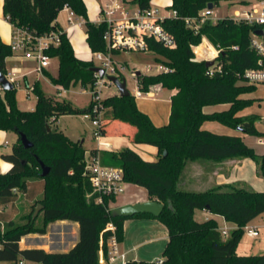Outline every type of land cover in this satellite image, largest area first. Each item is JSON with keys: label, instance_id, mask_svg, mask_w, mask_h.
<instances>
[{"label": "trees", "instance_id": "16d2710c", "mask_svg": "<svg viewBox=\"0 0 264 264\" xmlns=\"http://www.w3.org/2000/svg\"><path fill=\"white\" fill-rule=\"evenodd\" d=\"M153 0H137L144 8ZM223 0H171L170 9H175L181 18L194 17L210 4L220 5ZM86 20V42L93 54L108 52L104 40L106 26L95 25L88 19L84 0H4V16L9 23L26 28L37 35L58 30L55 23L66 7ZM176 41V48L165 47L149 40V52L157 55V63L169 70L154 75L138 77L139 90L148 94L155 87L174 91L171 100V115L167 125L157 127L150 117L139 110L136 96L115 95L103 99L104 117L100 124L103 138L116 133L113 122L118 121L133 129L127 134L133 144H145L157 149L156 160H146L131 148L120 151L92 149L91 157H98L103 166L122 170L124 180L146 190L149 199L163 204L161 213L155 217L140 214L134 217H114L112 210L116 198H106V206L97 205L88 198L92 191L86 173L87 149L80 141L70 140L66 134L52 124L61 116L87 114L90 106L80 111L70 103L45 96L38 83L32 86L37 96L34 110L18 107L16 89L0 91V131H11L18 141L11 154L2 159L12 164L0 173V263L18 264L24 259L33 264H99V251L112 232L107 229L110 222L116 226L120 242L123 241L124 222L138 217L155 218L168 229L169 241L163 254V264H264V254L240 255L237 253L244 226L264 214V191L246 187L220 184L204 192L185 191L181 188L182 174L187 163L196 160L223 162L234 158H253L258 163L259 173L264 177V154H258L244 141L246 135L264 136L256 128L257 114L243 115L241 112L251 105L253 98H242L251 94L257 86L250 85L243 73L251 68L264 69V58L250 48L252 31L257 26L236 22L231 17L205 21L196 33L180 18L167 19L164 23ZM206 38L211 45L222 50L214 67L221 66L213 76L208 74L205 62H194L192 47ZM237 46L238 49H233ZM59 60L53 84L64 90L77 86L93 88L96 84L94 61L80 59L67 33L61 35V43L49 52ZM115 54H119L115 52ZM14 57L10 44L0 36V69L7 74L6 59ZM262 64L259 65V61ZM228 105L227 109L205 113L204 107ZM205 122L221 123L239 131L236 135L217 134L203 127ZM50 126L51 130L48 129ZM111 131V133H110ZM25 135L33 144L26 149L20 136ZM40 162L50 168L42 176ZM43 181V205L41 227L35 225L36 218H29L25 225L7 221L3 208L15 206L19 194H27L29 182ZM208 211L223 217L234 225L227 237L219 230L216 219L198 222L195 211ZM57 221L79 224V240L68 252H47L43 249H21L20 242L30 234L46 235L48 225ZM126 264H145L128 261Z\"/></svg>", "mask_w": 264, "mask_h": 264}, {"label": "rangeland", "instance_id": "374dc122", "mask_svg": "<svg viewBox=\"0 0 264 264\" xmlns=\"http://www.w3.org/2000/svg\"><path fill=\"white\" fill-rule=\"evenodd\" d=\"M249 0H223L220 5L216 6V8L212 11L211 17L217 19H223L227 17L233 18L236 11L243 12L250 3ZM87 7L88 19L90 22H96L99 18H101V2L100 0H84ZM171 0H153L152 5L154 7L165 8L169 6ZM68 15L65 13H60L57 17V21L67 27ZM69 39L73 48L75 49L76 55L86 61H94L96 67H101L102 62L97 59V57L91 52L89 46L86 42V27L72 29L69 31ZM202 49V48H201ZM201 49L199 50L201 52ZM157 55L152 52H135L128 51L122 52L118 59L124 63L126 67V71L123 75V78L127 81V89L132 95L137 96V92L139 90L138 86V77L136 76L137 72H140L142 75H154L159 73L160 66H164L161 63H157L156 61ZM9 72L15 73L17 79L19 80V85L15 86L16 89V99L18 103V107L21 110L32 111L35 109L37 104V96L35 93L28 88H31L36 83L40 86V89L47 97L54 98L61 102L70 103L75 109L84 111L86 110L91 102L90 89H84L81 86H77L72 88L70 91L63 92L58 91L56 86L51 81L50 77H46L44 74H37L34 72L35 62L29 59H21L19 57H12L8 60L7 63ZM59 70V60L54 58L52 61V66L50 70H48V74L50 76L56 77L58 75ZM153 91L156 93L155 96L151 97L145 93L142 96H137L136 102L139 108H144L146 105L155 104L157 109V113H159V109H162L165 105H167V99L170 98V92L167 90H162L159 87H155ZM60 92V94H59ZM115 95H119V91L115 84H107L101 89V97L106 99L108 97H112ZM242 98H253L251 105L245 108L241 114L249 115L251 113L257 114L259 116V120L256 123V128L261 133L264 134V86L258 85L257 89L251 94L243 95ZM205 125H210L209 127L214 133L217 134H227V135H236L239 134V131L232 130L221 123L216 122H208ZM54 128H58L63 131L66 136L72 141L85 140L84 148L87 149L86 157L91 158V150L99 149L98 144L101 143L100 148H105L113 151H120L125 147H117V146H109L106 143L109 138H100L99 140L95 138L94 133L96 132V127L93 125L91 118H87L86 114L81 113L78 115H70V116H61L59 117L57 123H55ZM6 135V138L1 141L0 139V158L3 155L11 154L13 151L14 145L18 141V135L11 131H1ZM111 133V131H110ZM264 136H260L258 134L246 135L244 137L245 143L248 147H251L258 154H264V146L260 145L259 140ZM5 141H8L9 144L4 146ZM100 141V142H99ZM123 141L127 144H131L128 142L126 138ZM132 146V147H131ZM130 148L140 154L143 158L148 156H153L154 153L150 151L153 150L152 146L145 144H131ZM145 159V158H144ZM238 159V160H236ZM236 160L235 163H231L230 161ZM204 162V160H203ZM5 162L0 163V173H2V169ZM211 163V162H209ZM258 163L250 157L245 158H234L228 159L227 163L221 172V176L216 179L214 177L216 183L218 185L221 184H229L234 186L246 187L249 189H254L257 191H264V179L259 173ZM191 172V167L187 174ZM186 175V174H185ZM195 178V177H194ZM185 179V178H184ZM191 180V179H190ZM193 181V182H192ZM192 184L187 187L181 185V188L185 191H195V192H204L215 185L211 184V182L201 180L200 178L192 180ZM43 181L41 179H34L29 182V191L27 194H19L16 205H8L3 208V213L7 216V221H14L17 225H25L29 222V218H36L35 225L41 227L43 224L42 221V212L43 205L39 204V201L43 197ZM263 189V190H261ZM130 194H137L139 197L145 198L148 196L146 190L139 186H130L126 193L119 197V203L123 202L126 196ZM39 206H42L40 211L36 214ZM195 219L198 222H205V218L201 214L199 210L196 211ZM223 225V224H222ZM228 227L229 224H227ZM258 226L260 229V236L251 238L246 233L241 238L239 243L238 253L240 255H259L264 254V214L257 217L252 226ZM56 223H51L48 225L47 231L50 234L56 232ZM25 238V237H24ZM166 246L164 242H157L154 245L146 246L142 248V251L148 252H157L158 260H160L163 254V250ZM130 260V257H128ZM0 264H8L6 262H2Z\"/></svg>", "mask_w": 264, "mask_h": 264}, {"label": "built area", "instance_id": "2783aa9c", "mask_svg": "<svg viewBox=\"0 0 264 264\" xmlns=\"http://www.w3.org/2000/svg\"><path fill=\"white\" fill-rule=\"evenodd\" d=\"M101 2V18L93 22L95 25L104 24L106 31L104 33V40L107 43L108 52H97L94 55L102 62L100 68L104 69V75L100 76L96 73V84L90 89L91 102L90 112L86 114L87 118H91L93 125L96 127L94 133L96 139L103 138L100 131V124L104 117L103 98L101 97V89L107 84H113L109 77L116 76L119 79L123 78L126 71L124 63H122L118 56L122 52H149L148 41L154 40L165 47L176 48V41L174 37L168 32L164 23L167 19L180 18L185 21L186 25L196 33L200 30L201 25L207 20L214 22L219 19L211 17L212 10L208 7L202 9L197 16L181 18L175 9H170L169 6L159 8L150 6L142 7L137 0H100ZM68 15L67 27L60 25L58 30L51 31L44 35H37L26 28L12 25V39L10 42L11 50L15 57L21 59H29L35 62L34 72L43 74L50 68L52 57L49 52L58 47L61 43V35L71 31L74 28H82L86 25V20L77 15L70 7L66 6L60 13ZM9 21V18H6ZM222 19V18H221ZM236 22H243L252 26H257L255 31H252L250 39V48L257 52V54L264 58V34L258 35L257 31L264 32V0H256V2L249 7V9L240 12L236 11L233 18ZM58 24V22H55ZM202 48V49H201ZM201 49V52L199 51ZM233 49H238L234 46ZM194 50V62L200 63L216 60L222 50L214 48L211 43L203 38L198 46L192 47ZM118 52L119 54H115ZM262 60L259 61V65ZM209 68L208 74L213 76L221 66ZM169 69L165 66H160V71L165 72ZM6 78L14 85H19L15 73L7 72ZM244 79L251 85L264 86V69L251 68L243 73ZM82 87V86H81ZM84 89H87L83 87ZM32 91V88L29 89ZM64 92L68 90L62 89ZM0 91H4L0 85ZM143 93L138 90L137 96H142ZM136 96V97H137ZM100 142V141H99ZM260 145L264 146V139L259 140ZM9 142L5 141L4 146ZM2 146V145H0ZM99 148L102 146L98 144ZM2 157L0 158L1 161ZM86 173L89 175L92 191L87 195L89 199H93L97 205L105 206L107 211L111 208L106 206V198L118 199L126 192L127 182L124 180L122 170L112 167L103 166L98 157H91L87 159ZM264 179V177H262ZM107 229L112 232L111 236L104 243H101L99 251V264H126L128 262L127 255L122 251L121 242L116 233V226L110 222ZM245 233L251 237L260 236V229L258 226L246 225L243 227ZM224 237H227L232 229L228 227L227 223L219 227ZM0 231H4V224L0 221ZM1 247V245H0ZM163 260L157 264H162ZM18 264H33L24 259H21Z\"/></svg>", "mask_w": 264, "mask_h": 264}, {"label": "crops", "instance_id": "0c3cea01", "mask_svg": "<svg viewBox=\"0 0 264 264\" xmlns=\"http://www.w3.org/2000/svg\"><path fill=\"white\" fill-rule=\"evenodd\" d=\"M248 2L250 4L246 6V9H249V7H251L256 2V0H249ZM3 3H4V0H0V36L6 44H10L11 39H12L13 28H12V25L9 23V21L4 16ZM170 5L171 3L169 4V6ZM56 22L58 21L56 20ZM58 24L60 23L58 22ZM74 29H78V28H74ZM68 35H69V32H68ZM10 58L6 59V69L8 72L9 70H8L7 63ZM51 66H52V62H51ZM50 68L47 69L43 73L48 78L49 76L47 75L48 73L47 71L50 70ZM28 89H31V88H28ZM61 89H62L61 87L57 88L58 91H60ZM169 92H170V98L167 99V102H166L167 105L166 107L164 105L162 109H159V113H157L156 111L158 110L156 105L155 104L153 105L152 103L149 105H146L143 109L138 107L140 111H142L143 113L147 114L150 117L153 124L157 127L165 126L170 121L171 107H172L171 100H172V96L175 95V92L174 91H169ZM147 95L153 97L156 95V93L151 92V93H148ZM227 108H228V105L206 106L204 107V112L212 113V112L224 110ZM58 119L53 122L52 124L53 128H54L53 125L57 123ZM206 123L208 122H205L202 128L213 132L211 128L209 127L210 125H205ZM113 129L116 133H114L111 136L106 137V138H109L108 141L106 142L108 143L107 145L112 146V147L117 146V147L130 148L131 144L133 143L131 142L128 135L129 134L131 135L134 133L133 129H131V127H129L128 125H125L118 121L113 122ZM5 138H6V135L3 133H0L1 141H3ZM124 138H126L128 142L131 144L125 143L123 141ZM78 141H80L84 147L85 140H82V141L78 140ZM99 149L107 150L105 148H99ZM150 152L154 153L153 156H148L144 158L146 160H156L157 154H158L157 149L153 147V150H151ZM203 160L189 161L187 163V167L184 173L182 174L181 185H184L187 187L188 185L192 184L193 182L192 180L198 179V178H200L201 180L205 179L206 181L211 182V184L215 186L218 185L214 177H216L217 179L221 176V172L223 171L227 163V160L220 162V163L212 162L208 160H204L203 162ZM236 160H233L230 162L235 163ZM2 162H5L4 163L5 165L3 166V169H2V173H5L11 168L12 164L1 159L0 163ZM190 167H191V172L187 174ZM130 186H136V185L127 183L126 192ZM145 201H150L149 196L142 198V197H139L137 194H130L126 196V198L121 203H119V198H118L114 207L116 208V207H122L126 205H134V204L142 203ZM196 211L194 213L195 216L197 215ZM200 212L205 218V220L216 219L219 223V227L223 226L226 222L222 216L221 217L216 216L206 210L200 211ZM253 222H251L250 225H252ZM55 223L57 224V226H56V232L54 233V237L52 236L53 234L48 233V231L46 235L30 234L26 236L25 238H23L22 241L20 242L21 249H43L47 252H68L71 248H73L77 244L79 240V228H80L79 224L76 222H71V221H57ZM226 223L229 224L230 229L235 230L236 227L234 225L228 222ZM168 241H169V233H168L167 227L162 222H160L159 220L155 218L138 217V218L127 219L124 222V234H123V241L121 242V248H122V251L126 253L127 260H128V257H130V260L128 261H136L138 263L142 262L145 264H157L159 261L163 260L162 258L158 260L159 259L158 253L157 252L152 253L148 251L143 252L142 248L146 246L154 245L157 242H164L166 243V246H167ZM165 248L163 250V254H164ZM163 254H162V257H163Z\"/></svg>", "mask_w": 264, "mask_h": 264}, {"label": "water", "instance_id": "95a60500", "mask_svg": "<svg viewBox=\"0 0 264 264\" xmlns=\"http://www.w3.org/2000/svg\"><path fill=\"white\" fill-rule=\"evenodd\" d=\"M208 8L210 10H212V9H214V5L210 4L208 6ZM257 33H258V35L264 34V32H262L261 30H258ZM213 65H214V61L205 62V66H207L208 68L213 67ZM92 70L94 72L99 73L100 76L104 75V69H102L100 67H94V68H92ZM140 75H141L140 72L136 73L137 77H139ZM109 79L111 80V82L113 84L116 85V87L119 91L120 97H128L131 95V93L127 89L126 79H119L116 76H111V77H109ZM0 85L2 86L4 91H12L15 89L14 85L6 78L5 74L1 71V69H0ZM48 129L51 130L50 126H48ZM20 139H21V143L23 144V146L26 149H30L33 147V144L27 139V137L25 135H21ZM40 165H41V169H42V176L46 177L50 172V168L47 167L43 162H40ZM41 208H42V206H39V208L36 211L35 216L37 215V213L40 211ZM162 209H163L162 203H160L158 201L150 200V201H145L142 203H137L134 205H126V206H122V207H116L112 210V215L114 217L130 218V217H134V216L140 215V214H151V215L157 217L161 213Z\"/></svg>", "mask_w": 264, "mask_h": 264}]
</instances>
